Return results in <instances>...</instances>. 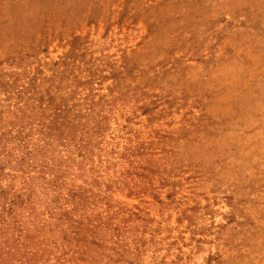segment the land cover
<instances>
[{
    "label": "rangeland",
    "instance_id": "374dc122",
    "mask_svg": "<svg viewBox=\"0 0 264 264\" xmlns=\"http://www.w3.org/2000/svg\"><path fill=\"white\" fill-rule=\"evenodd\" d=\"M34 88V264H264V0H0V110Z\"/></svg>",
    "mask_w": 264,
    "mask_h": 264
},
{
    "label": "trees",
    "instance_id": "16d2710c",
    "mask_svg": "<svg viewBox=\"0 0 264 264\" xmlns=\"http://www.w3.org/2000/svg\"><path fill=\"white\" fill-rule=\"evenodd\" d=\"M34 81L31 85H35ZM39 93L34 88L24 100L20 93H11L4 105L5 109L0 110V264H34L43 255L42 247L48 240L43 234L56 231L54 226L57 223H51L50 220L37 221L38 199L34 195V181L37 180L43 187L60 188L61 184H55L59 179V164L58 161L55 164L52 162V145L63 138L65 141L60 146L69 148L74 138L66 132V115L57 114L48 119L42 112L37 116L31 112L37 107V103L44 104L42 94L37 95ZM11 107L18 110L21 117ZM5 114H10L7 127L3 125L7 117ZM22 120L26 122L17 124ZM64 131L66 136L62 137ZM80 148L78 144L79 151ZM67 214L62 213L55 219L63 224L68 220ZM69 225L75 227L74 236L65 239L71 248L70 242L78 241L77 235L83 226H79V223Z\"/></svg>",
    "mask_w": 264,
    "mask_h": 264
}]
</instances>
